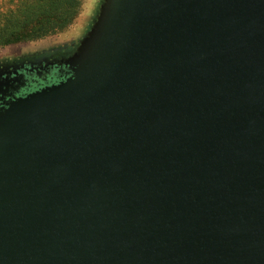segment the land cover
Listing matches in <instances>:
<instances>
[{
  "label": "water",
  "instance_id": "water-1",
  "mask_svg": "<svg viewBox=\"0 0 264 264\" xmlns=\"http://www.w3.org/2000/svg\"><path fill=\"white\" fill-rule=\"evenodd\" d=\"M117 26L0 121V264H264V0Z\"/></svg>",
  "mask_w": 264,
  "mask_h": 264
},
{
  "label": "rangeland",
  "instance_id": "rangeland-1",
  "mask_svg": "<svg viewBox=\"0 0 264 264\" xmlns=\"http://www.w3.org/2000/svg\"><path fill=\"white\" fill-rule=\"evenodd\" d=\"M20 1L0 0V24L8 22V13ZM129 6L130 0H83L78 17L66 29L0 47V121L22 99L66 82L101 60L107 47L112 48L110 40Z\"/></svg>",
  "mask_w": 264,
  "mask_h": 264
},
{
  "label": "trees",
  "instance_id": "trees-1",
  "mask_svg": "<svg viewBox=\"0 0 264 264\" xmlns=\"http://www.w3.org/2000/svg\"><path fill=\"white\" fill-rule=\"evenodd\" d=\"M0 24V47L41 39L73 24L83 0H21Z\"/></svg>",
  "mask_w": 264,
  "mask_h": 264
}]
</instances>
